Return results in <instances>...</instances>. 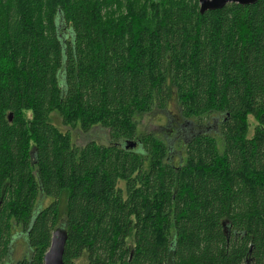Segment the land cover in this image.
<instances>
[{
  "label": "trees",
  "instance_id": "16d2710c",
  "mask_svg": "<svg viewBox=\"0 0 264 264\" xmlns=\"http://www.w3.org/2000/svg\"><path fill=\"white\" fill-rule=\"evenodd\" d=\"M174 98L222 149L192 133L175 165L137 135ZM54 113L111 143L77 147ZM62 221L64 264H264V0H0V264L14 226L19 264H44Z\"/></svg>",
  "mask_w": 264,
  "mask_h": 264
},
{
  "label": "rangeland",
  "instance_id": "374dc122",
  "mask_svg": "<svg viewBox=\"0 0 264 264\" xmlns=\"http://www.w3.org/2000/svg\"><path fill=\"white\" fill-rule=\"evenodd\" d=\"M175 100L174 98L164 109L154 106L149 113L138 116L136 118L137 135L142 137L147 134H153L158 139L164 141L170 149L169 154L171 162L175 165H181L184 162L186 149L183 144H186L191 138L192 133H198V131L210 133L218 140L219 149H222L223 142L217 132L220 129L218 121L205 122L202 124L196 121L192 122V124L190 123L189 128L184 127L187 120L180 113L179 106ZM52 121L59 130L70 133L72 141L77 147H83L92 141L106 146L111 143L108 131L100 126L94 127L88 132H83L77 126L72 127L64 125L57 113L53 114ZM251 134L252 130L249 136H251ZM134 148L137 150L140 149L137 145H134ZM38 202H40L38 208H45L51 203V200L40 196ZM63 226L64 222L62 221L59 229H63ZM12 231L16 232L13 238L14 246L10 249L6 264H19L22 260L31 257V249L28 244L27 234L23 232L21 226H14ZM83 262L84 260H80L77 261V264H84Z\"/></svg>",
  "mask_w": 264,
  "mask_h": 264
},
{
  "label": "water",
  "instance_id": "95a60500",
  "mask_svg": "<svg viewBox=\"0 0 264 264\" xmlns=\"http://www.w3.org/2000/svg\"><path fill=\"white\" fill-rule=\"evenodd\" d=\"M199 3L200 12L204 14L209 11H220L225 9L230 4L240 6L255 5L258 0H195ZM9 121H12V115L9 116ZM132 146L135 143L131 144ZM129 145L127 146V148ZM67 243L66 231L63 228L54 231L51 245L44 257V264H64V255Z\"/></svg>",
  "mask_w": 264,
  "mask_h": 264
},
{
  "label": "flooded vegetation",
  "instance_id": "af4514ba",
  "mask_svg": "<svg viewBox=\"0 0 264 264\" xmlns=\"http://www.w3.org/2000/svg\"><path fill=\"white\" fill-rule=\"evenodd\" d=\"M241 264H257V262L254 257L247 255L242 259Z\"/></svg>",
  "mask_w": 264,
  "mask_h": 264
}]
</instances>
